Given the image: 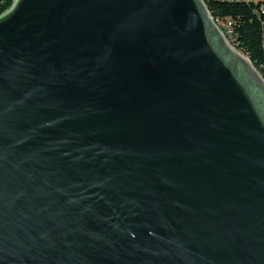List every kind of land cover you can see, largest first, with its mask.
Masks as SVG:
<instances>
[{
  "label": "water",
  "instance_id": "water-1",
  "mask_svg": "<svg viewBox=\"0 0 264 264\" xmlns=\"http://www.w3.org/2000/svg\"><path fill=\"white\" fill-rule=\"evenodd\" d=\"M0 264H264V77L204 0L0 15Z\"/></svg>",
  "mask_w": 264,
  "mask_h": 264
},
{
  "label": "trees",
  "instance_id": "trees-1",
  "mask_svg": "<svg viewBox=\"0 0 264 264\" xmlns=\"http://www.w3.org/2000/svg\"><path fill=\"white\" fill-rule=\"evenodd\" d=\"M216 22L231 23L232 43L264 77V0H204ZM14 0H0V15ZM225 23V24H226Z\"/></svg>",
  "mask_w": 264,
  "mask_h": 264
},
{
  "label": "built area",
  "instance_id": "built-area-1",
  "mask_svg": "<svg viewBox=\"0 0 264 264\" xmlns=\"http://www.w3.org/2000/svg\"><path fill=\"white\" fill-rule=\"evenodd\" d=\"M217 24L221 27V29H222V31L224 32V34L227 36V38L229 39V37H228V34H230L231 33V23L230 22H228V23H226L225 25H223V27L217 22ZM230 40V39H229ZM230 42H232L231 40H230ZM233 44V43H232Z\"/></svg>",
  "mask_w": 264,
  "mask_h": 264
},
{
  "label": "rangeland",
  "instance_id": "rangeland-1",
  "mask_svg": "<svg viewBox=\"0 0 264 264\" xmlns=\"http://www.w3.org/2000/svg\"><path fill=\"white\" fill-rule=\"evenodd\" d=\"M226 22L222 23V25H225ZM232 43V42H231ZM234 45V44H233ZM235 46V45H234Z\"/></svg>",
  "mask_w": 264,
  "mask_h": 264
}]
</instances>
